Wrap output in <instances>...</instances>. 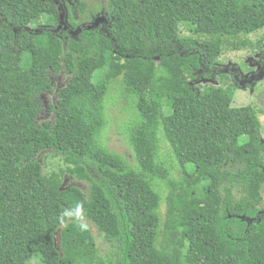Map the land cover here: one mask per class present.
<instances>
[{
    "label": "trees",
    "instance_id": "16d2710c",
    "mask_svg": "<svg viewBox=\"0 0 264 264\" xmlns=\"http://www.w3.org/2000/svg\"><path fill=\"white\" fill-rule=\"evenodd\" d=\"M59 1L0 0V264H264L261 127L251 106H231L217 64L264 30V0H107L92 30L69 12L75 36L47 30ZM113 83L135 112L134 166L103 142ZM53 93L39 121L37 98ZM43 154L63 169L44 173Z\"/></svg>",
    "mask_w": 264,
    "mask_h": 264
},
{
    "label": "rangeland",
    "instance_id": "374dc122",
    "mask_svg": "<svg viewBox=\"0 0 264 264\" xmlns=\"http://www.w3.org/2000/svg\"><path fill=\"white\" fill-rule=\"evenodd\" d=\"M8 3H13V0H6ZM107 0H73V19L79 23L86 26L87 23L91 24L99 15H95L94 9H100L102 13H105ZM81 2L86 5L85 15L82 17L79 15L78 8ZM89 19V20H88ZM65 24L67 22L65 21ZM64 25V23H62ZM44 23L41 27H45ZM37 26L32 25L31 29H36ZM27 31L18 35V45L21 48L28 47L32 43V33L33 31ZM189 33L185 28L180 27V36H188ZM264 38V30L256 32L252 35L247 36L245 39L249 43L255 42ZM248 47H242L238 50H232L231 47L224 46L222 49V54L218 60L217 64H224L226 66L233 65L238 66L241 70L245 71V65L251 60V55L247 50ZM49 79L53 84V92L55 93L59 88L64 86L67 82L66 76L61 73L59 75H49ZM260 92H264V83L260 84L254 93H243L238 90L235 91L232 107L241 108L245 106L264 108V101L259 105L257 103V97ZM53 94H42L37 98L38 105L41 109V114L38 117L39 121L52 119L51 115L48 113V106L52 105L55 101V95ZM124 92L121 90L119 83H113L109 87V91L105 100V113L107 125L103 136V142L105 146L112 152L122 155L127 163L134 166L135 159L131 147L129 146L126 130L128 124L133 121L135 117V112L133 106L129 99H126ZM264 132V130H262ZM264 136V133H262ZM164 144V143H163ZM161 154L166 155V150L163 149ZM39 162L43 167L44 173H51L53 171H59L63 169V165L55 158L53 155L43 154L39 157ZM173 176L178 178L179 167L172 163ZM66 186H73L80 189L84 194H88L89 187L84 182H79L77 180L66 179ZM264 201V193H263ZM162 213H164V208L162 207ZM82 222L88 226L91 230L93 237L95 239L99 254L102 257H106L111 252V246L104 240L103 235L100 234L91 224L82 220ZM36 264V263H34Z\"/></svg>",
    "mask_w": 264,
    "mask_h": 264
},
{
    "label": "flooded vegetation",
    "instance_id": "af4514ba",
    "mask_svg": "<svg viewBox=\"0 0 264 264\" xmlns=\"http://www.w3.org/2000/svg\"><path fill=\"white\" fill-rule=\"evenodd\" d=\"M72 1L73 0H60L59 2H56L55 5L58 11L57 24L54 27H47V30L56 34L65 32L69 36H75V29L67 22L69 12H73ZM61 13L62 18H60ZM103 14L107 15L106 13ZM65 21L67 24H65ZM62 23H64V25H62ZM103 23L99 26H102ZM81 26L85 25L82 24ZM250 44L251 45L248 46L247 50L251 55V60L245 65V71L241 70L238 66L233 65L226 66L224 64H219V66L222 68L223 73L229 76V83H232L236 87V90L243 93L247 92L253 94L255 89H257L260 84L264 83V38ZM212 85H217V83ZM256 101L259 105L263 103L264 92L259 93ZM252 108L261 127L259 130V140L261 143H264V136L262 135V133H264L262 131L264 130V108Z\"/></svg>",
    "mask_w": 264,
    "mask_h": 264
},
{
    "label": "water",
    "instance_id": "95a60500",
    "mask_svg": "<svg viewBox=\"0 0 264 264\" xmlns=\"http://www.w3.org/2000/svg\"><path fill=\"white\" fill-rule=\"evenodd\" d=\"M60 18H62V13L60 14ZM104 21H105V18H104L103 16H98V17L95 19V21H94L93 23H91V25H89L86 29H87V30L95 29V28H97L99 25H101ZM64 28H66V27H64ZM79 32H80V30L77 29V30L74 32V34H77V33H79ZM240 219L243 220L244 217H241Z\"/></svg>",
    "mask_w": 264,
    "mask_h": 264
}]
</instances>
